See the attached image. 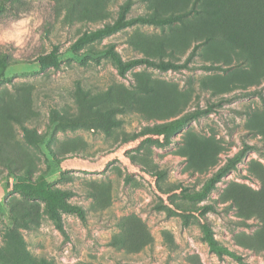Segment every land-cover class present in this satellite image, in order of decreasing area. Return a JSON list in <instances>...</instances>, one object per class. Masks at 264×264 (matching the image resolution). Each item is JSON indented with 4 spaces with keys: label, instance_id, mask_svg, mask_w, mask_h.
I'll list each match as a JSON object with an SVG mask.
<instances>
[{
    "label": "rangeland",
    "instance_id": "obj_1",
    "mask_svg": "<svg viewBox=\"0 0 264 264\" xmlns=\"http://www.w3.org/2000/svg\"><path fill=\"white\" fill-rule=\"evenodd\" d=\"M256 1L0 0V264H243L210 251L194 218L162 207L118 162L102 174L90 165L192 113L130 154L165 190L199 192L244 144L264 149V26L242 5ZM183 13L173 24L156 21ZM197 44L188 68L138 66L123 76L107 52L183 64ZM248 91L256 92L241 96ZM72 155L83 159L57 162ZM42 180L70 191L86 221L64 214L61 234L43 201L23 194ZM174 201L213 204L216 240L245 264H264L260 153L249 151L205 199Z\"/></svg>",
    "mask_w": 264,
    "mask_h": 264
},
{
    "label": "trees",
    "instance_id": "obj_2",
    "mask_svg": "<svg viewBox=\"0 0 264 264\" xmlns=\"http://www.w3.org/2000/svg\"><path fill=\"white\" fill-rule=\"evenodd\" d=\"M132 2V0H129ZM248 16L253 19L261 28L264 26V0H257L253 2L242 3ZM127 6H130L127 4ZM240 10V7H239ZM126 11L122 15V19L126 17ZM195 11V9H193ZM189 15V13H183L169 18L157 19L156 21L169 25L179 22L182 18ZM146 20V19H145ZM147 20H155L152 17ZM102 32V31H99ZM101 34V33H100ZM199 45H195L193 51L189 55L187 61L183 64L173 63L171 61H158L153 60L148 57L135 58L129 61H124L119 55L114 52L113 47L107 50L109 55L112 57L119 73L123 76L125 72L133 67L144 66L158 69L162 72L169 70L179 71L181 69L188 68V63L190 60L196 56V52ZM47 63H52L54 66H58V60L56 57L48 56L46 58ZM256 91H248L240 93L242 97L255 94ZM237 96V95H236ZM238 97V96H237ZM197 113L187 114L183 117L160 125L154 131L143 132L131 139L122 141L113 150L102 155L97 161L91 163V170L95 173H105L110 164L113 162H118L124 169L128 179H133L135 177H140L149 186L153 195L161 202L162 207H165L173 214L179 215L184 219L194 218L200 225L204 238L208 244L210 251L215 253L218 257H223L224 255L230 256L240 263H243L242 258L235 252L230 251L225 246L221 245L211 230L207 215L210 212H216V207L213 204H207L200 206L198 208H184L179 206L174 198H183L189 201L203 200L207 197L212 189L215 188L216 183L221 181V179L227 175L231 170L237 168V164L242 161L249 151H255L260 153L264 157V149L256 145L244 144L243 148L232 158H230L225 165L220 167L216 173L207 181L203 189L199 192H189L183 187H177L173 189L165 190L160 184V176L156 173L149 171L147 168L138 164L134 161L130 155L133 151L138 150L147 142H160L163 141L165 135L175 129L187 124L190 119L196 118ZM80 158L77 155H72L68 157H63L58 159L59 165H77L80 162ZM23 194L29 198H40L44 204V210L49 219L53 222L55 228L63 235H66V230L64 226V214L75 215L82 222L86 221L87 213L85 209L77 204L70 201L72 193L70 191L56 189L50 190L47 188L46 181H39L37 184H29L23 189ZM245 225V223H240Z\"/></svg>",
    "mask_w": 264,
    "mask_h": 264
}]
</instances>
